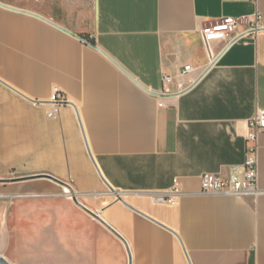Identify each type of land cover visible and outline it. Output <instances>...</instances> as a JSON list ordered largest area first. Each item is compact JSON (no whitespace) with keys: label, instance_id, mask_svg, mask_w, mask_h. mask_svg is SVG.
Segmentation results:
<instances>
[{"label":"crops","instance_id":"obj_1","mask_svg":"<svg viewBox=\"0 0 264 264\" xmlns=\"http://www.w3.org/2000/svg\"><path fill=\"white\" fill-rule=\"evenodd\" d=\"M0 4L12 8L0 6V258L264 264V132L258 196L155 200L174 188L197 192L203 174L227 179L231 166L244 163L249 121L264 113V31L228 46L214 41L211 57L199 29L255 13L264 26V0ZM186 65L192 72L180 76ZM164 75L188 89L155 96ZM54 88L67 103L48 119ZM38 174L100 200L92 209L77 197L125 240L131 257L124 242L73 207L61 186L20 180Z\"/></svg>","mask_w":264,"mask_h":264},{"label":"built area","instance_id":"obj_2","mask_svg":"<svg viewBox=\"0 0 264 264\" xmlns=\"http://www.w3.org/2000/svg\"><path fill=\"white\" fill-rule=\"evenodd\" d=\"M255 1V0H252ZM260 31H264L261 16L255 13L252 17H224L219 20L207 22L200 29L199 33L208 55L212 57L210 44L214 41H222L225 46L237 42L245 37L252 36ZM192 67H183L180 76H185L192 72ZM164 90L160 94L178 95L187 89L185 84L175 78L163 76ZM175 86V90H169L170 86ZM67 103L66 95L57 88H54L49 102L46 116L48 119H57L62 105ZM264 132V113H258L248 124L246 140L248 148L244 163L241 166H231L227 179H221L212 174H203L200 177V188L197 192L187 193L179 188H174L156 197L157 202L175 204L179 196L182 195H231V196H258L262 191L258 188V137Z\"/></svg>","mask_w":264,"mask_h":264},{"label":"water","instance_id":"obj_3","mask_svg":"<svg viewBox=\"0 0 264 264\" xmlns=\"http://www.w3.org/2000/svg\"><path fill=\"white\" fill-rule=\"evenodd\" d=\"M0 6L9 8V7L4 6L2 4H0ZM9 9H12V8H9ZM154 95L157 96V97H160V98L175 97V96H177V95H163V94H154ZM34 179H46V180L52 181L53 183L61 186L62 188H66L69 191V194L71 195V199H72L73 203L78 208H80L81 210H83L84 212H86L89 216H91L93 219H95L96 221H98L105 228H107L111 233H113L117 238H119L122 242L125 243V246L127 248L128 255H129V257H131L130 251L128 249V246H127L125 240L115 230H113L98 214H96L95 212H93L92 210H90L89 208H87L85 205H83L82 203H80L78 201V199H77V196H76L75 191L73 190V188L69 184H67L65 182H62L61 180H59L57 178H54V177H52L50 175H47V174H38V175H34V176H27V177L20 178V180H23V181H26V180H34ZM117 199L120 202H122L123 204H125V202L123 201V199L121 197H119ZM0 264H7V263L2 258H0Z\"/></svg>","mask_w":264,"mask_h":264},{"label":"rangeland","instance_id":"obj_4","mask_svg":"<svg viewBox=\"0 0 264 264\" xmlns=\"http://www.w3.org/2000/svg\"><path fill=\"white\" fill-rule=\"evenodd\" d=\"M13 175H11V174H9V178H11ZM61 188V187H60ZM65 193H67V194H69L68 193V190H67V192H65ZM76 193V192H75ZM76 196L79 198V200L82 202V203H84L85 205H87V206H89V207H91L92 209H97L99 206H100V200H98V199H88V198H85V197H83V196H81L80 194H78V193H76ZM114 198L112 197L111 199H105V200H103V201H110V200H113ZM72 205H73V207L74 208H78L74 203H73V201H72ZM89 219L90 220H94L91 216H89Z\"/></svg>","mask_w":264,"mask_h":264},{"label":"bare ground","instance_id":"obj_5","mask_svg":"<svg viewBox=\"0 0 264 264\" xmlns=\"http://www.w3.org/2000/svg\"><path fill=\"white\" fill-rule=\"evenodd\" d=\"M63 192L65 193V192H67V189L66 188H63ZM68 193H69V191H68ZM70 195V194H69ZM71 196V195H70Z\"/></svg>","mask_w":264,"mask_h":264}]
</instances>
